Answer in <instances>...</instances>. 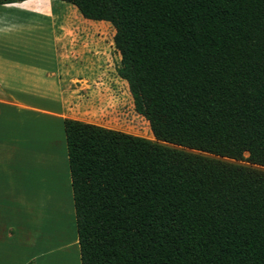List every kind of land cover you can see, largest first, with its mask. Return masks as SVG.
Here are the masks:
<instances>
[{
	"label": "trees",
	"instance_id": "trees-1",
	"mask_svg": "<svg viewBox=\"0 0 264 264\" xmlns=\"http://www.w3.org/2000/svg\"><path fill=\"white\" fill-rule=\"evenodd\" d=\"M59 1L113 27L154 138L63 121L81 264H264V170L193 152L264 167V0Z\"/></svg>",
	"mask_w": 264,
	"mask_h": 264
},
{
	"label": "crops",
	"instance_id": "crops-1",
	"mask_svg": "<svg viewBox=\"0 0 264 264\" xmlns=\"http://www.w3.org/2000/svg\"><path fill=\"white\" fill-rule=\"evenodd\" d=\"M74 19L84 26L81 32L74 26ZM91 24L90 20L76 13L75 6L59 0L0 4V128L4 123L1 113L17 110L41 114L48 121L33 125L23 136L33 146L32 157L21 158L20 154H14L11 159L7 154L5 164V153L0 152V264H27L29 261L35 264H81L75 225V238L72 234L67 242L70 244L72 238L71 246L61 244V248L54 243L48 250L43 246L45 240L52 239L48 226L50 212L45 216V211L53 206L52 201L49 206L47 202L52 188L48 187V196L42 203L37 202L33 191L28 204L26 193L29 179L30 186H38L41 190L46 178L42 176V162L47 157L42 144L46 140L50 142V150L53 147V152L56 151L54 148L60 152L55 163L59 170H63L60 145L67 161L64 120L101 127L75 115V110L92 107L90 102L85 104V96L78 95L76 90V81L84 78L78 74L81 62H76L75 51L78 34L89 31ZM61 130L63 132L59 134ZM49 139H56V142ZM4 141L0 132V143ZM18 145L21 146V142ZM67 168L68 163L63 172L70 180ZM34 173L39 175L36 181ZM55 242L58 241L55 239Z\"/></svg>",
	"mask_w": 264,
	"mask_h": 264
},
{
	"label": "rangeland",
	"instance_id": "rangeland-1",
	"mask_svg": "<svg viewBox=\"0 0 264 264\" xmlns=\"http://www.w3.org/2000/svg\"><path fill=\"white\" fill-rule=\"evenodd\" d=\"M76 13L80 14L77 8ZM72 22L81 32L84 26L75 19ZM91 22L92 24L89 31L85 30V34L79 32L80 34H78V37L76 38L75 51L76 62H81L78 74L80 77L82 76L84 78L79 82L76 81V90L79 91L78 95L85 96V100L87 101L85 104L90 102L92 107L90 109L75 110V115L84 120H91L105 129L154 141L148 122L134 111L132 97L129 93L127 83L120 79L116 74V68L119 64L120 56L115 50L113 44V36L115 33L113 27L107 22ZM1 117L4 120V123H1L2 127L0 128V132L4 136L5 141L0 143V152L5 153V164L8 161L7 154L11 156V159H14V154H20L21 158L27 155H31L32 157L30 151L33 149V146H31V142L27 143L23 136L26 132H30L29 129L33 127V125L48 122L46 118L41 114L20 110L1 113ZM59 132V134H61L63 131L61 130ZM55 140L56 139L50 141L55 143ZM60 141L62 143V139ZM20 142L22 144L21 146L18 145ZM42 146L44 148L42 147L43 149H41L45 152V155H47V157L43 159L44 162H42V176H45L46 178L42 181L41 190L38 186L35 188L30 186L29 179L28 186L26 185V196L27 203L29 204L34 191L35 199H37V202L42 203V201L46 200V196H48V187L52 188L51 196L47 198L49 200L47 202L49 206L52 201L53 206L45 211L46 217L48 211L50 212L48 226L50 227L49 232L53 239L45 240L44 242L46 244L43 243L45 249L48 250V248L53 246L54 243H57L60 247L61 244H68L69 237H71L72 234L74 236L75 221L69 186L70 180L66 178V175H64L63 172L64 165L67 164V161L65 162L64 160L62 146L60 145V151L63 156V170L60 169L61 172L58 164L55 163L58 160V154H60V152L57 148H54L56 151L53 152L52 146V150H50V142L48 140H46ZM35 151L39 150L35 148ZM193 152L221 159L228 163L264 170V167L253 165L245 160H233L213 154L197 151ZM244 158H246V155H244ZM21 164L24 163L21 162ZM11 165L13 167V163ZM26 171L31 174L29 169ZM21 172L23 175L24 172ZM36 179H39V175L35 174V181ZM38 182L40 183V180H38ZM28 212H31L30 208H28ZM34 231L35 234L38 235V232L36 230ZM62 233L66 235H63ZM56 235L58 239L56 238ZM55 239L58 242H55ZM70 240L71 244L72 238Z\"/></svg>",
	"mask_w": 264,
	"mask_h": 264
},
{
	"label": "bare ground",
	"instance_id": "bare-ground-1",
	"mask_svg": "<svg viewBox=\"0 0 264 264\" xmlns=\"http://www.w3.org/2000/svg\"><path fill=\"white\" fill-rule=\"evenodd\" d=\"M69 246H71V244Z\"/></svg>",
	"mask_w": 264,
	"mask_h": 264
}]
</instances>
